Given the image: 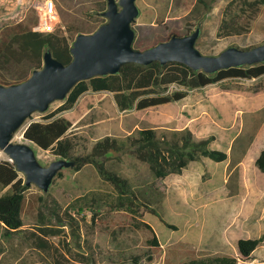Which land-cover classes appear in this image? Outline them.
I'll list each match as a JSON object with an SVG mask.
<instances>
[{"label":"rangeland","instance_id":"rangeland-1","mask_svg":"<svg viewBox=\"0 0 264 264\" xmlns=\"http://www.w3.org/2000/svg\"><path fill=\"white\" fill-rule=\"evenodd\" d=\"M27 1L0 0V29L30 13ZM230 1L136 0L139 15L132 24L134 40L154 43L170 33L186 35L199 27L195 46L205 55H218L230 46L247 49L263 44L264 5L250 21L248 32L217 36ZM54 2L59 17L56 27L62 26L61 32L71 41L77 35L72 29L75 25L93 32L106 21L102 12L107 0ZM62 103L55 101L46 112L33 113L26 125L43 120ZM60 115L71 121L69 135L76 143V155L88 153L105 136L137 137L143 128H154L160 136L188 128L196 140L214 135L211 147L225 151L228 158L223 162L201 158L181 174L164 179L153 178L148 165L128 152H112L103 158L109 170L128 178L134 187H151V206L176 225V230L167 228L144 207L135 213L113 208L110 203L116 192L93 165L80 170L64 168L48 192L33 184L26 190L20 231L7 238L0 223V264H50L56 258L65 264H189L193 258L224 254L237 258L238 264H264V240L247 260L237 248L239 238H264V172L255 163L264 148V75L194 88L180 101L142 110L121 111L113 93L88 90ZM24 128L14 140L32 145L42 165L59 158L50 149L42 150L24 139ZM5 159L8 156L0 149V162ZM9 192L11 186L0 184V196ZM92 198L97 199L94 208L89 205ZM54 208L76 216L81 237L76 241L65 222L61 234L48 237L53 247L45 251L34 246L30 233L38 232L43 223L59 224L52 215ZM95 210L99 215L93 221ZM154 236L158 246L151 243ZM82 254L89 259H83Z\"/></svg>","mask_w":264,"mask_h":264},{"label":"trees","instance_id":"trees-1","mask_svg":"<svg viewBox=\"0 0 264 264\" xmlns=\"http://www.w3.org/2000/svg\"><path fill=\"white\" fill-rule=\"evenodd\" d=\"M198 3L205 4L206 0H198ZM262 5L264 0H231L224 8L217 36L241 35L248 32L250 21L255 18ZM38 24L39 16L32 8L21 21L5 25L0 29V84L10 85L27 79L30 72L42 67L43 54L46 50H50L53 57L65 65L71 62V46L74 40L71 41L61 32L62 26L56 27L51 32H41L34 29ZM72 29L76 34L91 32L76 25ZM174 34L179 35L173 32L157 39L154 43L134 40L132 46L144 50L168 40ZM262 75H264V62L252 66L230 67L210 74L202 70H193L180 62H170L165 65L158 61L149 65L127 63L115 74L96 76L78 82L61 106L44 115L43 120H32L25 126L24 139L42 150L50 149L59 157L74 160V170H80L85 165H93L116 192L115 198L110 203L113 208L135 213V209L144 207L157 216L167 228L176 230L178 229L176 225L165 220L162 212L151 206L150 196L153 191L151 187H134L128 178L109 170L104 159H107L108 154L112 152H128L148 165L153 178L164 179L170 174H181L191 162L201 158H209L215 162L225 161L228 154L211 147L215 136L210 135L196 140L188 128L165 132L158 136L156 129L143 128L139 130L137 137L129 135L125 139H118L105 136L97 140L88 153L76 155L74 151L76 143L69 135L71 121L60 113L73 108L79 97L88 90L113 93L114 101L121 111L142 110L180 101L188 95V90L194 88L216 84L226 79H252ZM173 85L178 86V89H171ZM255 163L264 172V148ZM62 175L60 171L57 176ZM0 184L11 186V192L0 196V223L4 227L3 235L9 238L23 226L21 211L25 192L29 186L25 185L23 176L9 159L0 162ZM89 203L94 208L97 199L92 198ZM82 210L80 208V211ZM52 215L59 222L57 226L43 223L38 227V232L30 233L35 247L45 251L51 250L53 245L48 237L61 234L63 231L61 226L66 225L65 222L69 225L76 241L80 239V223L76 216L68 210L61 214L55 208ZM98 215L99 210H95L92 220L94 221ZM263 240V236L239 238L237 248L243 260L249 259ZM151 243L158 246L156 236L152 238ZM82 257L89 259L83 254ZM50 264L65 263L56 258L55 263ZM189 264H238V262L234 256L224 254L193 258Z\"/></svg>","mask_w":264,"mask_h":264},{"label":"water","instance_id":"water-1","mask_svg":"<svg viewBox=\"0 0 264 264\" xmlns=\"http://www.w3.org/2000/svg\"><path fill=\"white\" fill-rule=\"evenodd\" d=\"M102 15L106 21L95 31L76 35L70 63L63 64L46 50L42 67L34 69L27 79L10 85L0 84V149L24 175L27 186L33 184L48 192L60 171L75 166L74 160L62 157L47 166L42 165L32 145L14 139L33 113H44L51 103L64 100L78 82L115 74L127 63L180 62L210 74L264 62V43L250 49L230 46L218 55L201 53L195 46L201 31L199 27L186 35L174 34L144 50L135 49L132 24L139 15L136 0H107Z\"/></svg>","mask_w":264,"mask_h":264},{"label":"built area","instance_id":"built-area-1","mask_svg":"<svg viewBox=\"0 0 264 264\" xmlns=\"http://www.w3.org/2000/svg\"><path fill=\"white\" fill-rule=\"evenodd\" d=\"M27 2L39 16V24L34 29L41 32L53 31L59 21L54 0H28Z\"/></svg>","mask_w":264,"mask_h":264}]
</instances>
